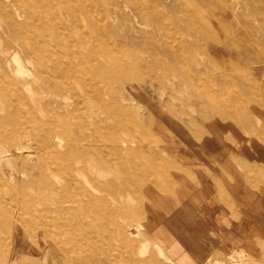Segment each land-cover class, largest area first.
<instances>
[{"label":"rangeland","instance_id":"obj_1","mask_svg":"<svg viewBox=\"0 0 264 264\" xmlns=\"http://www.w3.org/2000/svg\"><path fill=\"white\" fill-rule=\"evenodd\" d=\"M0 24V264H264L140 221L164 160L149 105L210 114L219 71L256 94L264 0H0Z\"/></svg>","mask_w":264,"mask_h":264},{"label":"crops","instance_id":"obj_2","mask_svg":"<svg viewBox=\"0 0 264 264\" xmlns=\"http://www.w3.org/2000/svg\"><path fill=\"white\" fill-rule=\"evenodd\" d=\"M221 72L210 114L179 118L170 107L149 105L164 160L142 188L140 221L163 245L197 239L221 255L263 257L264 73L250 97L236 71ZM237 84L241 95L222 96ZM187 248L189 257L203 255Z\"/></svg>","mask_w":264,"mask_h":264},{"label":"bare ground","instance_id":"obj_3","mask_svg":"<svg viewBox=\"0 0 264 264\" xmlns=\"http://www.w3.org/2000/svg\"><path fill=\"white\" fill-rule=\"evenodd\" d=\"M5 26H1V24H0V45H1V40H2V35H3V32H4V30L5 31H7V29H6V27L4 28ZM2 51L0 50V53H1ZM9 53V52H8ZM19 209V208H18ZM17 210V209H16ZM44 211V210H43ZM52 226H50V224H44V225H42L40 228H39V230H38V232L36 233V239L37 240H39L38 238H40V237H43L44 239H45V241H47V237H51L52 238V229L53 228H51ZM35 228V227H34ZM34 228H33V230H34ZM33 236V235H32ZM16 237V236H15ZM9 239V238H8ZM8 239H6V240H8ZM16 239V238H15ZM9 241V240H8ZM13 241V240H12ZM10 242V241H9ZM58 243H61V242H59V241H57ZM12 246V245H11ZM34 246V245H33ZM6 252H7V250H6ZM11 257V256H10ZM22 257V256H21ZM20 258V257H19ZM18 258V259H19ZM46 258H48V254L46 255L45 254V259ZM44 260V259H43ZM47 262V261H46ZM48 263V262H47ZM50 263V262H49Z\"/></svg>","mask_w":264,"mask_h":264}]
</instances>
